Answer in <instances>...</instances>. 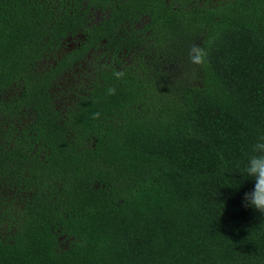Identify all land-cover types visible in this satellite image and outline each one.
Instances as JSON below:
<instances>
[{
    "label": "trees",
    "instance_id": "1",
    "mask_svg": "<svg viewBox=\"0 0 264 264\" xmlns=\"http://www.w3.org/2000/svg\"><path fill=\"white\" fill-rule=\"evenodd\" d=\"M261 135L264 0H0V264H264Z\"/></svg>",
    "mask_w": 264,
    "mask_h": 264
},
{
    "label": "clouds",
    "instance_id": "2",
    "mask_svg": "<svg viewBox=\"0 0 264 264\" xmlns=\"http://www.w3.org/2000/svg\"><path fill=\"white\" fill-rule=\"evenodd\" d=\"M207 53L199 45H193L189 52V60L193 64L202 65ZM121 74H117L119 78ZM109 95H114L115 90L108 89ZM99 113H94L93 118H99ZM248 177L254 180V189L245 193V206H252L264 214V135H261L257 142L252 146V154L249 156L247 165L244 169Z\"/></svg>",
    "mask_w": 264,
    "mask_h": 264
}]
</instances>
